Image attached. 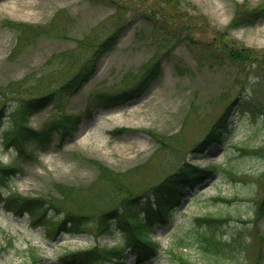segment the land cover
I'll return each instance as SVG.
<instances>
[{
  "label": "rangeland",
  "instance_id": "1",
  "mask_svg": "<svg viewBox=\"0 0 264 264\" xmlns=\"http://www.w3.org/2000/svg\"><path fill=\"white\" fill-rule=\"evenodd\" d=\"M261 7L264 0H0V84H20L6 96L0 93V104L58 89L81 63L88 65L89 52L77 48L80 40L89 37L96 45L118 32L113 49L101 56L79 91L48 98L49 104L31 118V126L40 129L60 112L80 116L75 135L37 149L38 158L22 162L10 177L9 189L38 196L53 193L56 182L83 188L97 177L90 158L117 171L148 162L138 184L154 175L151 167L163 171L150 186L183 162L217 165L210 178L194 190L187 188L169 225L152 234L160 244L158 254L139 263L128 251L125 264H180L179 254L197 264H264V216L258 214L264 198V148L253 151L264 145V113L255 109L253 114L248 104L264 102V70L256 63H233L220 50L223 43H232L264 59V10L254 24L231 26L242 9ZM6 19L50 26L56 36L30 35L21 41L23 35ZM156 60L162 73L141 96L117 104L96 100L136 84ZM236 95L245 103L234 107L223 140L204 152L191 151ZM151 133L168 147L161 150ZM27 146L37 148L34 141ZM5 148L0 137V159L15 160V147ZM226 168L237 174H227ZM205 215L226 218L218 232L232 243L225 251L200 248L196 230L202 223L195 217ZM42 231L30 224L28 214L14 215L0 206V264H75L64 255L118 243V235L96 240L85 233H63L51 240ZM180 236L189 246L177 243ZM29 247L37 253L33 263Z\"/></svg>",
  "mask_w": 264,
  "mask_h": 264
},
{
  "label": "trees",
  "instance_id": "2",
  "mask_svg": "<svg viewBox=\"0 0 264 264\" xmlns=\"http://www.w3.org/2000/svg\"><path fill=\"white\" fill-rule=\"evenodd\" d=\"M264 7L253 9H242L232 21L233 27L240 24H254L260 16H263ZM5 23L18 31L21 41H29L30 35L56 36L55 30L50 26H39L24 21L6 19ZM26 39V40H25ZM118 39V32L115 31L96 45L95 41L85 37L80 40L77 48H85L89 52L87 66L81 63L77 72L66 82H63L58 89L45 93L38 97L16 102L14 99L2 100L0 104V137L2 144L9 148L15 147V160L4 162L0 159V205L7 212L15 215L28 214L29 221L33 226L43 227L42 235L45 238L55 240L61 234L87 233L99 239L103 236L117 237L118 243L114 246L108 243L73 252L68 261L75 264H107V261L125 264L127 250H130L137 262H142L158 254L160 247L152 233L157 232L159 226L169 225L173 214L188 196L187 188L194 190L199 184L212 176L217 165L199 166L190 162L179 164L173 171L165 173L164 178L154 185H149L154 176H159L163 171L158 172L151 167L154 175L139 184L137 179L145 172L150 165L148 162L135 165L126 171H117L102 161L90 158V162L97 171L96 179L83 188L74 187L62 182L54 184V192L48 195L29 196L15 190L4 192L9 179L21 168L22 162L37 159L39 150H47L52 143L61 144L69 136H73L78 130L79 117L71 113H59L50 124L43 128H34L30 125L31 116L47 106L50 99H58L60 95H71L79 91L88 78L96 71L97 62L101 56L113 49ZM24 43V42H23ZM223 43L220 50L225 58L233 63H239L245 67L247 63L258 65L259 71L264 70V59L256 57L252 48H241L239 45ZM77 54V53H76ZM255 58L254 60H251ZM83 68V69H82ZM162 73V66L159 60L150 65L139 77L136 84L123 89L112 95L99 94L96 98L101 103L117 104L131 97L141 96L150 85L158 79ZM47 79L41 81L45 86ZM0 93L8 95L20 87V84H0ZM2 88V89H1ZM55 93V95H53ZM9 102H13L9 104ZM240 95L226 106L224 112L212 124L210 129L197 141L191 151L204 152L211 144L223 140V133L230 126V117L233 116L235 106H241ZM250 111L255 114V109L264 113V102L248 101ZM60 108V107H58ZM62 109H59L61 111ZM58 133L57 140L54 137ZM153 139L160 143V149L168 147V143L156 134L151 133ZM34 141L37 148L30 149L27 143ZM264 145L253 148L255 152H261ZM241 149V148H240ZM242 149H244L242 147ZM227 174H237L231 169L224 170ZM141 178V177H140ZM258 214L264 216V198L259 207ZM224 217L205 215L195 217V221L202 225L197 229V240L200 248L208 253L220 252L231 246L229 240L219 236L221 230L220 222ZM11 242V240L9 241ZM98 242V241H97ZM177 243L187 247L185 237L180 236ZM31 255L36 258L34 248ZM68 258V257H66ZM180 264H197L190 262L182 254L177 255ZM35 261V259H33ZM175 264V263H170Z\"/></svg>",
  "mask_w": 264,
  "mask_h": 264
}]
</instances>
